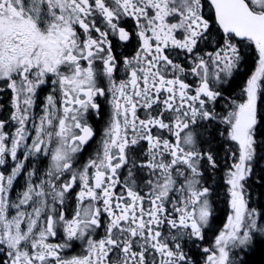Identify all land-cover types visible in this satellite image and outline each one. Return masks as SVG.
<instances>
[{
  "label": "snow or ice",
  "instance_id": "obj_1",
  "mask_svg": "<svg viewBox=\"0 0 264 264\" xmlns=\"http://www.w3.org/2000/svg\"><path fill=\"white\" fill-rule=\"evenodd\" d=\"M0 264H264V0H0Z\"/></svg>",
  "mask_w": 264,
  "mask_h": 264
},
{
  "label": "trees",
  "instance_id": "obj_2",
  "mask_svg": "<svg viewBox=\"0 0 264 264\" xmlns=\"http://www.w3.org/2000/svg\"><path fill=\"white\" fill-rule=\"evenodd\" d=\"M250 259L254 260V261H258L259 260V253L256 256L251 257Z\"/></svg>",
  "mask_w": 264,
  "mask_h": 264
}]
</instances>
